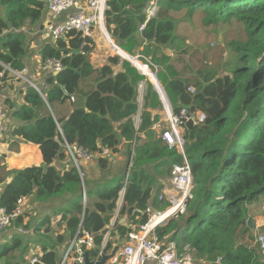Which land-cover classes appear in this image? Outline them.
<instances>
[{
	"label": "trees",
	"instance_id": "16d2710c",
	"mask_svg": "<svg viewBox=\"0 0 264 264\" xmlns=\"http://www.w3.org/2000/svg\"><path fill=\"white\" fill-rule=\"evenodd\" d=\"M152 1L106 0L105 30L120 50L138 55L142 64L148 60L163 68L169 80L165 87L160 84L175 115L181 108L205 115L202 123L190 121L183 126L184 154L192 175L185 212L168 218L155 231L160 239L168 236L178 247L190 245L202 264H264L253 243L255 228L246 222L250 214L258 213V197L264 195V0H158L157 11L148 17ZM195 11L214 26L238 23L246 39L228 43L233 56L229 68L218 69V62L206 64L196 58V71L185 78L165 50L193 59L196 48L176 35L179 22L175 18ZM46 12L43 0H0V91L14 89L5 82L14 77L6 68L18 73L26 70L24 76L35 83L27 75L31 54L22 30L28 21L31 26L40 23ZM84 42L82 46L80 32L71 30L38 49L40 63L52 59L61 65L56 76L47 75L44 84L37 85L42 95L26 83L18 92V104L14 98L0 95L8 109L0 144H7L11 151L20 143L36 146L42 158L41 165L12 169L2 176L6 156L0 155V185L10 178L0 192V207L11 213L23 197L36 202L67 198L57 212L56 226L63 229L62 234L54 240L49 236V217L36 227L42 232L37 243L45 264H59L60 245L78 228L95 235L94 248L88 252L94 261L124 186V174L107 175L110 160L106 157L96 159L97 176L87 178L81 168L80 177L64 151L65 142L91 154L106 150L114 155L122 148L126 157L131 154L128 181L105 254L147 222L149 206L155 211L165 208L157 197L173 165L182 163V156L162 143L159 131L151 129L157 119L149 110L160 109L162 104L146 76L117 56L94 68L90 62L94 41ZM119 63L122 70L115 72L113 67ZM143 81L146 92L140 107L138 86ZM188 88L195 93L190 94ZM70 96L75 97L74 102ZM55 162L66 165L57 167ZM253 204L257 207L249 208ZM22 222L20 217L14 224L28 231ZM24 237L12 234L9 241L3 239L0 259L13 252L19 256L27 253L30 245L23 243Z\"/></svg>",
	"mask_w": 264,
	"mask_h": 264
},
{
	"label": "built area",
	"instance_id": "2783aa9c",
	"mask_svg": "<svg viewBox=\"0 0 264 264\" xmlns=\"http://www.w3.org/2000/svg\"><path fill=\"white\" fill-rule=\"evenodd\" d=\"M105 9L106 0H46V10L48 13L58 15L68 10H70L71 13L67 16L65 22L63 23H45L40 30L39 35L44 40L54 43L55 41L64 38L68 31L75 30L81 33L83 39L82 46H84L85 40L91 39L94 41V34L97 36L99 34V36H101L111 46L120 50L113 43L105 30ZM157 9L158 0H153L150 3L148 17L153 16ZM142 28L143 26H141L139 30L141 31ZM6 69L17 77H20V75L24 76L23 73L26 72V70H23V73H18L9 68ZM39 70L46 76H54L61 70V65L57 60L47 59L40 63ZM26 84H29V82ZM141 86L142 84H140V87ZM31 87L42 95L37 84L32 85ZM188 91L192 95L195 93L193 88H188ZM69 99L71 102H74L75 97L70 96ZM161 103L165 108V104L162 99ZM168 107L169 112H167L165 108L166 117L162 119V122L167 123L168 127L162 129L158 126V124H153L151 127L152 130L159 131V137L166 146L174 148L178 154L182 156V163L173 165L171 169L169 188L162 190L157 197V201L164 204L165 208L163 210L155 211L151 206H149L145 210L148 215L147 222L140 226L137 231L129 232L127 234L115 257L107 261L106 264H196L197 262L195 259V253L190 245L186 244L178 247L175 241L168 239V236L160 239L155 231L158 226L164 224V222L168 219L167 218L165 221L162 220L163 216L170 210H174L170 214L171 217L184 214L185 212V201L191 198L192 175L184 154V141L182 136L183 126L190 121L194 124L202 123L205 119V115L203 113H190L186 108H181L179 114L175 115L169 105ZM7 117L8 112H6V108L0 102V139L3 138L6 130L5 123ZM136 121L139 122V115L137 116ZM122 144H124V142H122ZM131 145L133 148L134 142H132ZM63 148L65 153L70 157V161L77 169L80 177H82L80 170L81 162H92L98 157L109 158V151L106 150L97 154H91L75 145H69L66 142L63 144ZM129 169L130 167H128L124 172V186L119 193L117 207L114 211L113 217L109 221L107 231L103 235L101 246L97 250V256L94 261L99 260L100 256L104 253L103 251L108 242L111 230L115 225L116 217L123 200L125 186L128 181ZM81 199L82 205L85 206L87 200L84 186H82ZM26 202L27 197L21 198L18 201L15 210L11 213H7L0 207V243L3 240L5 232L10 227H12L11 229L14 231V234L25 235L27 233L21 226H12L18 218L22 217L23 211L21 210V207L26 204ZM94 239L95 235L81 231L80 228H78L73 237L68 241L59 264H84L83 255L84 253H88L93 250ZM253 243L257 245L260 254L264 258V232L256 234L254 236ZM39 248L40 247L36 246V248L31 250L27 259V264H45L41 259L42 252ZM218 263L219 261L217 264Z\"/></svg>",
	"mask_w": 264,
	"mask_h": 264
},
{
	"label": "rangeland",
	"instance_id": "374dc122",
	"mask_svg": "<svg viewBox=\"0 0 264 264\" xmlns=\"http://www.w3.org/2000/svg\"><path fill=\"white\" fill-rule=\"evenodd\" d=\"M0 15L2 16L3 14L0 13ZM175 20H176V22H179V28L176 32V35L179 36V39L184 40V42L189 43L196 48V51L193 55L194 56L193 59L189 58V56L187 54L182 55V54H179L175 50H165L166 55H168L170 57L171 64H173V66H175L176 70L185 78L189 77L190 74H193L196 71V65H195L196 64L195 63L196 58H200L201 62H204L206 64H211L213 61L218 62L219 63L218 69H220L223 66L229 68L232 64L233 56H232L230 47L228 46V43L229 42H236V41H243L246 39L245 32H244L243 28L238 23L231 22L230 24H217L214 26L211 23H207V18L205 17L204 14L200 13L199 11H195L192 15H187V14H185V12H183L177 18H175ZM98 36H99V34H98ZM99 37L102 39L104 45L106 47L110 48V50L113 52L114 50H113L112 46L107 41H105L101 36H99ZM30 41L28 42V45H29ZM40 42L41 41H39L38 43H40ZM27 50L29 51L30 48H28ZM129 57L136 59L143 66L141 69L139 68V70L142 73L145 72L144 73L145 75H146V72H149V74L153 78L152 73L155 74V77H156V73L160 72L159 73V80L157 79V77H156V79H157L159 84L160 83L162 84L163 87L166 86L169 79H168V76L163 71L162 67L153 66L148 62V60L145 61L147 64H142V62L137 58L138 56L137 57L129 56ZM119 59L121 61L123 60L121 58H119ZM208 66H210V65H208ZM115 67H119L122 69L121 63H119ZM35 71L37 72V69ZM13 76L14 77H10L7 80H5V82L7 83V82H9V80L14 79V78L21 79V81L24 83L29 82L25 76H22V75H20V77H17L15 75H13ZM146 78L149 81H153V79L151 78L152 79L151 80L149 78V76H147V75H146ZM140 84H142V87H140ZM140 84L138 86L137 102H138V105L140 107H142L143 97H144L145 92H146V90H145L146 89V83L143 81ZM161 84H160V86H161ZM169 106L171 108L170 103H169ZM155 111H156V114H158L160 118L164 119L166 117V110H165L163 104H162L160 109H157ZM6 112H8L7 108H6ZM158 126L162 129H164V128L168 127V124L165 122H162V123L158 124ZM2 145H4V146H2ZM6 146H7V144H4V143L0 144V154L3 153L5 156H7L9 158L11 156L9 155V153L7 151H11V148H6ZM111 157L116 164L115 165L116 168L119 167L120 162H123L121 164V165H123V168L121 170H119L120 174H122V172L126 171L128 167H131L130 164L132 165L131 154L129 155V157L128 156L126 157L124 155V152L120 155L119 154L118 155H115V154L110 155L109 154V159ZM4 163L6 165V171L4 169L1 171L2 176L4 174L7 175V173L9 171H11V169H9V167H8L7 161L4 160ZM81 165H82V162L80 163V169L82 168ZM170 179H171V175H170V178L165 183L162 190H164L165 188H169ZM258 198H260L259 200L261 203L260 204L261 207L264 206V195L263 196L260 195ZM54 201H58V199L54 200ZM34 202H36V201L33 198L32 199L29 198L28 202H26V204H24L21 207V210L23 211V215H22V217H23L22 223L23 224L22 225L25 224L29 227L28 231H26L27 233L25 235H23V236H25L23 238V243L24 244L28 243L30 245V247H29L30 249L33 248L34 245H40L39 243H37V240H38L39 236H41L42 234L39 233V231H36V227L39 225L38 224L39 221L41 219H43L46 215H50L49 218H52L53 221L56 219H59V215L57 213L59 208H56L57 205L55 202H53V201H52V203H51V201L37 202L39 204H41V203L43 204V206L40 207V209H44L43 212L46 213L43 215H40V211H41L40 209L37 210L36 208H34V206H33ZM255 202L256 201H254L253 203H255ZM46 204H48V205H46ZM257 214L263 215V212H258ZM12 226H15V224H12ZM11 228L12 227H10L9 229H11ZM53 231H55V232H51L49 234V236H51L52 239L54 240V237L57 234H61L60 232L63 230L60 229L59 227H56L55 230H53ZM260 232H264V226H261L260 228H256L255 230H253L252 235L255 236L256 234H258ZM29 234H31V235L29 236ZM37 247H39V246H37ZM30 249H29V251L31 252ZM29 251L27 253H25L24 255H21V256H19V253H16V252L10 253L6 258L0 259V264H6L7 262L10 264H23L25 262L27 263V259H28V256L30 254ZM63 254H64V251L61 252V254H60L61 259L63 257ZM15 256H16V258H15ZM196 264H202V263L196 262Z\"/></svg>",
	"mask_w": 264,
	"mask_h": 264
},
{
	"label": "crops",
	"instance_id": "0c3cea01",
	"mask_svg": "<svg viewBox=\"0 0 264 264\" xmlns=\"http://www.w3.org/2000/svg\"><path fill=\"white\" fill-rule=\"evenodd\" d=\"M43 1L46 2V0H43ZM70 13H71L70 10H68L66 12H63V13H60L58 15H56V14H50V13L46 12L44 14V17L42 18V21L40 23H37L34 26H31V23L28 21L27 24H26V26L24 27V29L22 31L27 36V40L28 41H30L32 39L30 41V44H29L30 50L28 51L31 54V58H29L28 64H27V69H28L27 75L32 80H34V82L37 85L38 84L43 85L44 84V78L46 76L42 72H40V70H39V67H40V58H39V56L37 54L38 49L42 46L43 43H45V41H47V40H44L39 35L40 26L43 27V25L45 23H47V22L63 23V22H65L67 16ZM39 41H41V42L38 43ZM94 41H95L94 42L95 47H94V50H93V52H92V54L90 56V62L93 65L94 68H99L102 65L106 64L107 59L109 57H113V56H117V57L123 59L122 61H126L127 60V59L123 58V56L121 54H116L114 49H113L114 51L112 52L110 50V48L106 47L104 45L103 41L97 35H95V34H94ZM120 51L122 52V50H120ZM122 53L126 54L127 56H130L127 53H125L124 51ZM137 56L138 55H135V57H137ZM36 69H37V72L38 73L35 72ZM113 69H114L115 72H119V71L122 70L119 67H113ZM6 84H8V85L12 84L14 89H10L8 87L5 88V89H2L0 91V95L3 98H7V97L14 98L16 100V103L18 104L20 102V98H19L18 92H19V90L22 87L25 86V83L22 82L21 80H18L17 78H15V79L9 80V82H7ZM165 108H166V106H165ZM149 111L151 112V115L153 117H156V119H157V121L154 124H160V123H162V118H160L159 115L156 114V111L155 110H149ZM167 111H168V108H167ZM2 146H4V145H2ZM122 151L125 154L126 149L125 148H122L119 151V153H117L115 155L122 154L123 153ZM7 152L11 156L9 158L6 156V161L8 163V167L11 170L12 169H20V168L25 167V166L41 165L42 164V158H41L40 152H39V150H38V148L36 146L26 145V144H21L20 143L19 146L15 150L12 149V151H7ZM0 155H2V153ZM109 160H110V174H108V176L111 177V176H115V175L120 174L119 170H121L123 168V165H121L123 162H120L119 163V167L116 168L115 167L116 164L113 161L112 157ZM55 165L57 167L64 168V166L66 165V163L65 162H55ZM81 167H82L84 173L86 174L87 178L89 176L90 177H94V176H97L98 175V171H97L98 168H97V165H96V160H94L92 162H88V163H85L84 162V163H82ZM124 172H122V175L124 174ZM9 181H10V178L8 177V178H6L5 182L2 185H0V192L2 190L3 185L5 183L9 182ZM31 199H32V197H31ZM66 200H67V198L59 199L58 201L51 200V203H52V201L55 202L56 205H57L56 208H59L58 210H60V209H62L64 207V201H66ZM27 202H28V200H27ZM46 205H48V204H46ZM33 206H34V208H36L37 210H39L40 207L43 206V204L42 203L39 204L37 202H34L33 203ZM250 207L253 208V207H257V206H256V204H253L252 206H249V208ZM40 210H41L40 211V215L46 214V213L43 212L44 209H40ZM258 212H263V215L257 214L255 212H253V214H250V216L248 215L249 216L248 219L251 220V222H252V224H253V226H254L255 229L256 228H260L261 226H264V206H262L261 208H259V211ZM49 216L50 215H46L45 217H49ZM40 221H39V223H40ZM50 221H51L50 222V228H51V231L53 232V230H55V228L58 227V226H56V222L58 221V219H56V220L53 221L52 218H50ZM39 233L42 234L41 231H39ZM60 233L62 234L63 231H61ZM12 234H14V231H12V229L7 230L5 232V234H4L3 239L4 240L6 239V241H9ZM30 235L31 234H29V236ZM67 243L68 242L60 245V248H61L60 249V254L66 248ZM65 244H66V246H65ZM36 246H39V245H34L33 248H36ZM33 248H31V249L29 248V249L32 250ZM29 249H28V251H29Z\"/></svg>",
	"mask_w": 264,
	"mask_h": 264
},
{
	"label": "water",
	"instance_id": "95a60500",
	"mask_svg": "<svg viewBox=\"0 0 264 264\" xmlns=\"http://www.w3.org/2000/svg\"><path fill=\"white\" fill-rule=\"evenodd\" d=\"M149 3V2H148ZM132 67H134L133 65H132V63H131V61L130 60H126ZM135 68V67H134ZM136 70H137V72L139 73V74H142L143 75V73H141L137 68H135ZM58 74V73H57ZM57 74H55L54 76H56ZM154 75V78L156 79V77H155V74H153ZM28 79V78H27ZM28 81H29V86H32V85H35V83H33L30 79H28ZM156 82H157V79H156ZM150 83L152 84V87H153V90H155V86H154V83L152 82V81H150ZM155 92H156V94H157V96H158V98H159V100L161 101V99H160V94L155 90ZM162 92H163V94H164V97L166 98V102H168V105H169V100H168V98H167V96H166V94L164 93V90H163V88H162ZM247 225H248V227H250V228H252L253 227V224H252V222H251V220L250 219H247ZM120 246H121V243H118V244H116L115 246H113V248H112V250L110 251V253L109 254H105V253H103L101 256H100V259L99 260H97V261H91L90 259H89V254L86 252V253H84V255H83V257H84V264H106L107 263V261H109L110 259H113L114 257H115V255H116V253H117V251L119 250V248H120ZM73 264H77V263H73Z\"/></svg>",
	"mask_w": 264,
	"mask_h": 264
},
{
	"label": "bare ground",
	"instance_id": "6f19581e",
	"mask_svg": "<svg viewBox=\"0 0 264 264\" xmlns=\"http://www.w3.org/2000/svg\"><path fill=\"white\" fill-rule=\"evenodd\" d=\"M112 48L115 50V53L116 54H121L122 56H123V58H125V59H127V60H130L131 62H132V65L135 67V68H137V69H141L143 66L136 60V59H133V58H130L129 56H127L126 54H124V53H122L120 50H117V49H115L113 46H112ZM144 70V69H143ZM145 71V70H144ZM143 71V72H144ZM145 73V72H144ZM146 75L147 76H149V78L151 79L152 77H151V75L149 74V72H146ZM152 75H153V73H152ZM153 83H154V88H155V90L160 94V97H161V99L164 101V103H165V106H166V110H167V108H168V111L167 112H169V107H168V102H166L167 100H166V98L164 97V94H163V92H162V87L160 86V84L158 83V81L156 82V79L154 78V75H153ZM151 79V80H152ZM142 87V86H141ZM174 210H170L168 213H166L164 216H163V219L162 220H166L167 218H169V216H170V214L173 212ZM156 226H157V224H156Z\"/></svg>",
	"mask_w": 264,
	"mask_h": 264
},
{
	"label": "clouds",
	"instance_id": "9594fccd",
	"mask_svg": "<svg viewBox=\"0 0 264 264\" xmlns=\"http://www.w3.org/2000/svg\"><path fill=\"white\" fill-rule=\"evenodd\" d=\"M109 253H110V252H109ZM109 253H108V254H109Z\"/></svg>",
	"mask_w": 264,
	"mask_h": 264
}]
</instances>
